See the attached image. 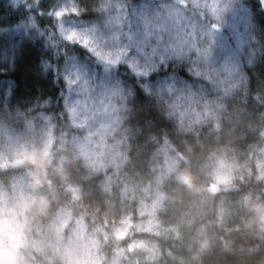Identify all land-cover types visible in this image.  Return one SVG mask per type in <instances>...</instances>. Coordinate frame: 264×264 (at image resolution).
Returning a JSON list of instances; mask_svg holds the SVG:
<instances>
[{
    "label": "clouds",
    "instance_id": "1",
    "mask_svg": "<svg viewBox=\"0 0 264 264\" xmlns=\"http://www.w3.org/2000/svg\"><path fill=\"white\" fill-rule=\"evenodd\" d=\"M0 264H264V0H0Z\"/></svg>",
    "mask_w": 264,
    "mask_h": 264
}]
</instances>
